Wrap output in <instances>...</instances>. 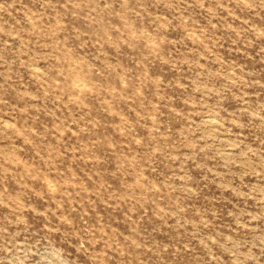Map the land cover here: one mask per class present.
Here are the masks:
<instances>
[{
	"label": "rangeland",
	"instance_id": "obj_1",
	"mask_svg": "<svg viewBox=\"0 0 264 264\" xmlns=\"http://www.w3.org/2000/svg\"><path fill=\"white\" fill-rule=\"evenodd\" d=\"M0 264H264V0H0Z\"/></svg>",
	"mask_w": 264,
	"mask_h": 264
}]
</instances>
